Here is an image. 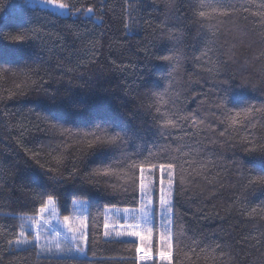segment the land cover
<instances>
[{
  "label": "snow or ice",
  "instance_id": "6c2138e0",
  "mask_svg": "<svg viewBox=\"0 0 264 264\" xmlns=\"http://www.w3.org/2000/svg\"><path fill=\"white\" fill-rule=\"evenodd\" d=\"M160 2L164 8L161 35L171 46L165 45L167 54L159 57L166 70L153 85L149 107L155 113L156 132L152 139L72 88L65 89L63 95L45 89L39 115L52 135L49 143L37 150L25 147L35 167L29 165L23 172L10 169L21 187L31 193V202L18 212H0L18 222L0 227V237L10 236L5 253H34L37 260L49 264H239L238 252L231 245L214 235H195L177 209L179 196L187 195L189 186H222L221 173L227 171L220 163L222 147L243 150L240 173L246 165L260 161L261 167L249 169L246 180L248 187L264 191V132L260 131L264 130V99L233 90L234 77L227 76L225 69L242 53L236 50L235 35L221 32L219 27L225 21H251L264 42V0H195L192 4V19L200 28L196 60L203 61L201 67L212 81L196 109L187 107L177 80L186 36L169 20L180 6L177 0ZM20 3L33 13L54 19L75 18L96 28L104 23L102 8L98 15L93 5L80 0ZM135 3L140 5L143 0ZM133 10L132 0H125L126 38L137 31ZM37 39L38 31L23 25L8 32L0 29V45L7 44L17 53L14 61H0V79L23 77L16 84L21 94L29 82L41 87L48 83L42 76V72L50 75L42 67V49L38 53L33 47ZM260 55L264 56V50ZM249 83L245 78L240 87ZM5 91L7 95H0V100L16 95ZM81 162L86 171H82ZM66 180L80 181L70 206L62 192ZM101 184L105 195L96 198L91 189L99 191ZM6 188L9 185L0 172V198ZM251 212L256 214L257 209ZM260 219H264V205L260 206ZM116 244L125 246L129 254L106 256L98 251L101 245Z\"/></svg>",
  "mask_w": 264,
  "mask_h": 264
},
{
  "label": "trees",
  "instance_id": "16d2710c",
  "mask_svg": "<svg viewBox=\"0 0 264 264\" xmlns=\"http://www.w3.org/2000/svg\"><path fill=\"white\" fill-rule=\"evenodd\" d=\"M194 2L177 0L180 10L169 20V24L180 27L186 36L177 80L185 93L184 99L189 109H196L212 87V81L201 67L203 61L196 60L201 44L198 40L199 25L192 19L191 6ZM80 3L93 5L98 15L102 8L103 25L96 28L75 18L54 19L42 12L33 13L20 0H0L3 6V10H0V29L8 32L23 25L37 30L39 39L33 47L38 53L42 49V67L50 73L45 75L42 72L47 84L41 87L29 82L23 87V94L16 88L23 77L0 79V95L6 96L5 90L16 93L11 100H0V172L9 185L4 190V197L0 198V212H18L31 202V193L21 187V182L10 169L23 172L29 165L35 167L25 147L37 150L49 143L52 134L46 131L47 125L39 115L40 104L46 99L45 89L47 93L58 90L63 95L65 89L72 88L90 102L103 104L121 122L140 129L149 140L156 132L155 113L149 106L153 102V85L166 70L165 62L159 57L167 54L165 45L171 46L167 38L161 35V22L164 19L162 3L160 0H143L142 4L137 5L132 0L134 10L131 15L138 24L136 35L131 38L125 37V0H80ZM219 27L221 32L231 31L235 35L236 50L242 53L236 63L230 62L225 69L227 76L234 77L233 90L257 100L264 99V56L260 55L264 42H261L260 30L251 21L243 19L225 21ZM16 59L15 50L7 44L0 45V61ZM69 68L73 71L68 72ZM245 78L250 79L251 83L241 88ZM43 151L46 152L47 148ZM220 152L224 156L220 163L227 170L221 173L222 186L216 184L209 189L202 188L200 184L189 186L187 195L179 196L178 215L195 235H214L231 245L234 252H238L239 264H264V219H260L264 191L258 187H248L246 180L249 169H258L261 163L256 161L246 165L240 173L238 163L244 155L243 150L222 147ZM71 165L70 158L69 171ZM81 169L87 170L83 162ZM64 175L67 177V172ZM79 185V180L64 182L62 192L67 205L70 206ZM91 192L96 198L103 197L105 186L101 184L99 191L91 189ZM253 208L257 209L256 214L251 212ZM17 223L0 215V227ZM8 238L10 236L0 237V264H49L48 261L37 260L34 253H5ZM98 251L106 256L129 254L120 244L101 245Z\"/></svg>",
  "mask_w": 264,
  "mask_h": 264
}]
</instances>
